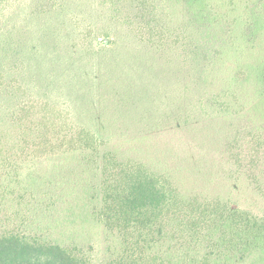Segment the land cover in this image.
I'll list each match as a JSON object with an SVG mask.
<instances>
[{
    "label": "trees",
    "instance_id": "1",
    "mask_svg": "<svg viewBox=\"0 0 264 264\" xmlns=\"http://www.w3.org/2000/svg\"><path fill=\"white\" fill-rule=\"evenodd\" d=\"M97 1L108 23L102 31L105 46L127 40L158 50L180 41L176 37L169 43L171 30L165 23L174 2L182 5V61H189L196 84L209 89L199 103L229 119L260 115V123L236 132L227 146L243 153L245 145L249 168L264 176V164L256 170L259 158L264 160V56L256 58L240 47L248 40L241 31L235 33L238 26L256 28L249 18L244 23L236 15L240 0ZM64 5L61 0H0V264H94L91 246L52 239L53 233H68L54 225L59 198L48 197L61 161L96 171L93 190L100 204L88 217L114 243L102 264H175L176 254L177 264L186 259L189 264H243L253 253L264 259V211L255 215L229 199L182 191L177 170L170 173L160 162L156 167L142 162L136 155L141 149L129 145L125 150L122 136L76 126L67 111L35 97L16 75L27 69L32 49L21 35L22 22L16 23V10L26 9L29 19L56 17ZM246 10L245 17L251 6ZM118 29L127 38L118 32L112 36ZM142 138L146 140L134 142L142 143ZM233 156L241 163L239 153ZM253 172L251 179L264 199ZM40 220L45 227H36Z\"/></svg>",
    "mask_w": 264,
    "mask_h": 264
},
{
    "label": "rangeland",
    "instance_id": "2",
    "mask_svg": "<svg viewBox=\"0 0 264 264\" xmlns=\"http://www.w3.org/2000/svg\"><path fill=\"white\" fill-rule=\"evenodd\" d=\"M61 2L65 3L64 9L56 17L29 19L23 8L14 14L16 23L22 22V37L32 47L27 69L23 74H16L29 91L67 111L76 126L99 135L122 136V141H126L125 150L129 145H137L135 148L141 152L136 155L142 162L153 167L160 162L170 173L177 170L182 191L194 189V193L205 198L229 199L240 209L261 215L264 199L251 179L253 170L248 166V150L243 144V153L227 146L236 132H245L260 123L257 117L260 115L251 118L252 112L229 119L201 106L199 102L208 98L209 89L196 84L189 61L185 65L182 61V27L186 19L182 5L174 2L167 15L170 19L165 23L172 31L169 43L176 41V37L180 41L158 50L127 40H121L118 47H107L102 31L108 28V23L97 0ZM238 5L240 12L236 15H241L244 23L249 18L250 24L256 27L238 26L235 33L241 31L248 40L240 47L256 58L264 56V0H240ZM248 5L251 14L245 17ZM89 27L91 32L87 30ZM122 29L112 31V36L118 32V37L127 38ZM88 43L91 47L85 49ZM6 101L2 105L9 106ZM140 137L146 140L134 142ZM238 153L241 163L233 156ZM59 164V173L53 180L54 193L48 197L59 198L53 211L58 223L54 225L57 230L68 233H53L52 239L84 249L91 246L92 262L102 264L113 251L108 252L107 247L114 243H108L102 226L88 217L100 204L93 190L98 185L94 178L96 171L89 172L88 167L71 162ZM263 164L261 156L256 170ZM254 174L264 191V176ZM48 188L44 191H50ZM41 221L35 223L36 227L46 226ZM202 253L201 250L196 256ZM179 258L176 254L175 264ZM179 264H189V261ZM243 264H264V259L253 253Z\"/></svg>",
    "mask_w": 264,
    "mask_h": 264
}]
</instances>
